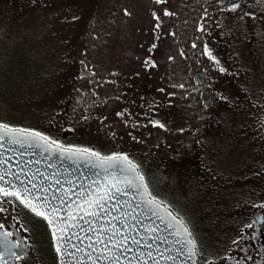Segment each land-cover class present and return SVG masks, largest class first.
Listing matches in <instances>:
<instances>
[{
    "label": "rangeland",
    "instance_id": "374dc122",
    "mask_svg": "<svg viewBox=\"0 0 264 264\" xmlns=\"http://www.w3.org/2000/svg\"><path fill=\"white\" fill-rule=\"evenodd\" d=\"M119 2L124 5L120 12ZM170 2L175 13L165 19L168 24H163L159 17L163 9L158 0H0V124H6L10 129L38 132L68 147H86L96 152L119 151V140L112 141L114 131L107 133L109 129H119V115L101 118L111 109V104L115 103L113 98L119 94V85L113 77L116 75L107 77L106 69L104 76L110 79V89L104 94L108 110L107 107L101 111L99 108L91 125L79 126L73 137L63 140L62 134L68 129L66 117L71 114L73 96L81 85L78 63L89 52H95L92 57L95 63L101 66L105 63L112 68L111 64L115 62L128 75L135 71L126 58L138 56L135 47L144 43L140 37L149 36L155 45H163L158 39L163 30L169 31L165 50L176 60H181V1ZM155 23L156 39L152 34L140 33ZM240 27L241 24L236 23L234 28ZM239 36L245 44L246 40L240 33ZM121 53L126 58H119ZM249 53V67L258 72L262 56L257 59L255 52ZM163 55H157L156 62L162 61ZM36 62L44 71L41 79L31 76L35 70L29 63ZM171 66L173 70L176 68ZM158 72L154 75L155 80ZM219 82L223 84L221 79ZM232 82L235 93L230 102L221 101V109L231 113L233 128L228 133L221 124L214 122L211 125L207 135V139L212 140L208 145L210 149L203 152L201 148L200 167H195L194 162L192 168L189 162L182 169L170 170L166 165L161 140L165 128L179 125L175 110L180 105L177 98L165 101L152 98L154 104L148 110V118L157 119L140 121L139 126L133 122L129 127L131 134L147 138L151 143L149 148L152 150L143 153L138 161L150 195L171 206L187 224L194 239L200 237L196 227L203 226L202 211L214 222H230L228 219L256 205L263 188L260 179L264 171L263 157L256 142L257 136L254 138L256 126L253 123L259 112L255 110V102L244 94L241 81L232 79ZM127 84L131 87L129 80L124 86ZM132 87L126 117L136 120L142 114L144 103L134 97L136 86ZM196 150L198 153V148ZM226 159L230 160L228 166ZM179 196L182 204L175 206L173 202ZM196 202L199 207H193ZM42 237L43 248L47 251L50 236L44 232Z\"/></svg>",
    "mask_w": 264,
    "mask_h": 264
},
{
    "label": "flooded vegetation",
    "instance_id": "af4514ba",
    "mask_svg": "<svg viewBox=\"0 0 264 264\" xmlns=\"http://www.w3.org/2000/svg\"><path fill=\"white\" fill-rule=\"evenodd\" d=\"M170 1L158 0L163 9L159 14L163 24H168L165 19L175 13ZM180 1L183 30L181 60H176L175 56L165 50L169 31L163 30L158 36L163 45H155L151 37L142 35L140 41L144 43L135 47L140 55L136 58H126L124 53L119 54V58L124 56L135 71L129 72L128 75L115 62L111 64L112 68L105 63L102 66L98 62L95 63L92 58L95 52H89V55L83 56L78 63L81 85L73 96L71 114L66 117L68 129L62 134L63 140L68 136L73 137L80 129L79 126L91 125L99 108L100 111L106 109L104 94L110 89L107 77L116 75L113 77L117 80V86L119 85V94L113 98L115 103L111 104L108 114L105 113L101 118L104 120L108 116L119 115V129L107 130L109 134L114 131L115 134L111 137L114 143L119 140V151L96 152L86 147H68L61 141L54 144L68 149H87L88 152L98 153L101 157L127 156L138 166L141 175L138 161L143 157V153L152 150L149 148L151 143L147 138L131 134L129 127L133 122L139 126L140 121L151 122L157 119L153 116L148 118V110L154 104L151 102L152 98L165 101L175 97L180 103L175 109L179 125L177 128H165L161 140L166 165H169L170 170L182 169L189 162L192 168L194 162L195 167H200L203 159L200 157L201 148L203 152L210 149L212 140L207 139V135L211 125L214 122L221 124V128L228 133L233 128L230 124L231 113L221 109V101L232 100L235 93L232 87L233 79L235 82L241 81L244 94L255 102V110L259 112L253 122L256 126L254 138L257 136L256 142L263 157L261 164L264 166V0ZM234 3L239 7L233 9ZM123 8V3L119 2V12ZM236 23L241 24L242 29L240 27L235 30ZM156 25L155 23L140 33L152 34L156 39ZM239 33L243 40H246L245 44ZM252 51L256 53L257 59L262 56L258 72L249 67V52ZM160 53L165 54L164 58L156 62ZM171 65L176 68L173 70ZM156 67L159 72L155 80ZM108 68L110 69L107 70ZM104 70L108 74L107 77L104 76ZM220 79L223 84L219 82ZM128 80L131 87L128 84L124 86ZM133 85L136 86L134 97L144 103L142 114L136 120L126 117L129 111L127 100L131 96L130 92L133 93ZM196 153L197 156L192 157ZM204 160L210 161L209 158ZM229 161L226 159L227 166ZM260 179L263 188L260 197L257 195L259 199L256 205H252L251 209L243 214L228 219L230 222H214L202 211L203 226L196 227L200 237L195 238V264H264V171ZM150 196L164 204L157 197ZM173 204L181 206L180 196ZM164 205L171 209V206ZM196 206L199 207L197 202L193 207ZM192 221L196 223L193 218ZM44 232L50 236L46 244L47 251L42 243ZM191 237L194 239L192 233ZM0 264H59L47 222L25 207L16 196H5L3 192H0Z\"/></svg>",
    "mask_w": 264,
    "mask_h": 264
},
{
    "label": "water",
    "instance_id": "95a60500",
    "mask_svg": "<svg viewBox=\"0 0 264 264\" xmlns=\"http://www.w3.org/2000/svg\"><path fill=\"white\" fill-rule=\"evenodd\" d=\"M15 130H0V189L19 193L16 197L29 210L50 214L54 223L45 221L55 251L62 249L56 251L59 264L196 263V249L189 252V228L151 198L138 168L133 177L121 171L125 166L119 162L108 167L110 162L90 152ZM52 208L58 212L51 214Z\"/></svg>",
    "mask_w": 264,
    "mask_h": 264
},
{
    "label": "snow or ice",
    "instance_id": "6c2138e0",
    "mask_svg": "<svg viewBox=\"0 0 264 264\" xmlns=\"http://www.w3.org/2000/svg\"><path fill=\"white\" fill-rule=\"evenodd\" d=\"M237 7H239V5L236 4V3H234L232 5V8L233 9H235ZM166 14H168V13H166ZM0 130H2L4 134H8L10 132L17 131L15 129H10L9 126L6 125V124H0ZM30 135H32L34 137H41V134L38 133V132L37 133H30ZM0 138H2V137H0ZM41 139L47 140V137H41ZM17 142H19V141H17ZM53 143H55V142L53 141ZM82 151L87 152L88 150L87 149H84ZM91 154L92 155L99 156V154L98 153H95V152H93ZM101 160L110 162L107 165L108 167H116V162H119V163H121V164H123L125 166L124 168H121V171L130 172V173H132L133 177L139 175L137 173V171H136V169H137L138 166L135 165L131 160H129V158L127 156L101 157ZM2 179H3V177L0 176V180H2ZM140 180L143 181V177L142 176H140ZM126 183L129 186H131V187H136V185L133 184L132 179H127L126 178ZM144 187L147 188V185L145 184ZM0 192H3V194L5 196H7V195H13V196H17L18 198H19V195H20L17 192H11V193L4 192L3 189H0ZM22 202H24V203L27 204V201H22ZM152 202L153 201H149V203H152ZM32 211L35 212L36 215H38V216L42 217L44 220H46L49 225H52L54 223V221L50 218V214L49 213H47L45 211H39L37 209V207H32ZM57 212H58V209H56V208H52L51 209V214H56ZM60 231L63 232L64 229H60ZM185 231H187V229H185ZM188 234H189V236H191V233H188ZM53 235L54 236L56 235V232L55 231H53ZM57 239H59V237H57ZM133 243H137V241L136 240H133ZM188 243L191 245V248H189V252L191 253L193 251V249H195V247H196V241H195V239H191V240L188 241ZM56 251L58 253H61L62 252V249L59 246H57Z\"/></svg>",
    "mask_w": 264,
    "mask_h": 264
},
{
    "label": "trees",
    "instance_id": "16d2710c",
    "mask_svg": "<svg viewBox=\"0 0 264 264\" xmlns=\"http://www.w3.org/2000/svg\"><path fill=\"white\" fill-rule=\"evenodd\" d=\"M37 63L38 62H36V63H29V65L31 66V67H33L32 69H34L35 71L31 74V76H33V77H35V78H39V79H41L42 77H43V74H44V71L42 70L41 71V68H38V65H37ZM39 64H41L40 62H39ZM40 66V65H39Z\"/></svg>",
    "mask_w": 264,
    "mask_h": 264
}]
</instances>
